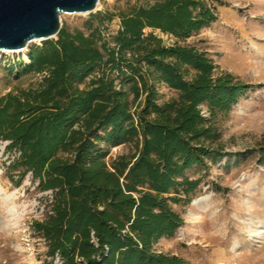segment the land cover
<instances>
[{
	"label": "trees",
	"instance_id": "16d2710c",
	"mask_svg": "<svg viewBox=\"0 0 264 264\" xmlns=\"http://www.w3.org/2000/svg\"><path fill=\"white\" fill-rule=\"evenodd\" d=\"M211 2L91 13L86 30L30 48L16 77L40 79L0 97V144L17 153L5 167L17 186L30 175L52 195L32 224L46 264H189L155 245L183 226L173 206L201 185L188 172L222 158L219 120L251 88L186 44L217 21ZM161 85L177 96L161 101ZM121 146L131 152L109 163Z\"/></svg>",
	"mask_w": 264,
	"mask_h": 264
},
{
	"label": "rangeland",
	"instance_id": "374dc122",
	"mask_svg": "<svg viewBox=\"0 0 264 264\" xmlns=\"http://www.w3.org/2000/svg\"><path fill=\"white\" fill-rule=\"evenodd\" d=\"M150 0H99L97 10L118 13ZM210 2V0H209ZM217 21L191 37L186 44L207 53L217 72H228L251 86L232 111L220 118L222 158L188 172L201 185L188 204L174 205L183 226L172 238H162L155 250L177 256L189 264H264V0H213ZM90 14L63 15L62 28L86 30ZM119 20L110 30L116 31ZM171 44L172 39L157 33ZM22 52L0 53V97L35 87L40 77H16L33 46ZM13 69V70H12ZM12 70V71H11ZM161 101L177 96L165 85ZM0 144V264H46L47 247L33 231L52 198L40 192L28 175L20 186L5 167L17 153ZM129 146L110 150L108 162L129 154Z\"/></svg>",
	"mask_w": 264,
	"mask_h": 264
},
{
	"label": "water",
	"instance_id": "95a60500",
	"mask_svg": "<svg viewBox=\"0 0 264 264\" xmlns=\"http://www.w3.org/2000/svg\"><path fill=\"white\" fill-rule=\"evenodd\" d=\"M99 0H0V53L22 52L54 39L63 15L91 14Z\"/></svg>",
	"mask_w": 264,
	"mask_h": 264
},
{
	"label": "bare ground",
	"instance_id": "6f19581e",
	"mask_svg": "<svg viewBox=\"0 0 264 264\" xmlns=\"http://www.w3.org/2000/svg\"><path fill=\"white\" fill-rule=\"evenodd\" d=\"M5 53H8V52H5ZM29 60H28V57L27 56H25V62H28Z\"/></svg>",
	"mask_w": 264,
	"mask_h": 264
}]
</instances>
